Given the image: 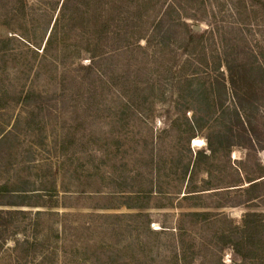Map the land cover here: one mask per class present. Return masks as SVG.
Masks as SVG:
<instances>
[{
    "label": "rangeland",
    "instance_id": "1",
    "mask_svg": "<svg viewBox=\"0 0 264 264\" xmlns=\"http://www.w3.org/2000/svg\"><path fill=\"white\" fill-rule=\"evenodd\" d=\"M86 1L0 0V133L16 136L1 147L0 183L19 172L43 177L45 187L53 182L57 192L47 201L52 212L40 217L37 229L21 228L16 236L41 243L13 250L7 237L0 264H37L44 248L55 264H178V227L184 229L186 259L181 264H230L227 242L217 234L239 225L248 211H264L260 200L255 207L245 202L246 177L264 168V147L232 148L229 159L220 156L213 162L211 190H203L202 168L190 189L183 167L205 146L207 130L189 142L185 117L175 106L185 59L182 41L161 56L155 40L139 46L122 30L111 38L108 54L97 65L100 72L81 83L84 72L78 64L89 63L88 29L83 15L67 18L76 8L84 11ZM104 1L119 8L125 30L138 1ZM168 3L150 1L142 19L144 33L150 34ZM181 16L205 33L208 51L214 47L212 29L218 52L248 50L263 79L264 0L189 1ZM56 17L61 18L54 25ZM172 51L177 53L175 67ZM26 93L31 97L24 103L19 98ZM257 122L264 139V104ZM232 184H242L241 189ZM147 191L144 210L124 205L141 203L133 198ZM190 191L198 195L182 197ZM23 209L30 211L27 223L37 220V209L48 208ZM141 211L151 215L149 228L147 217L136 214ZM189 211L210 215L181 217Z\"/></svg>",
    "mask_w": 264,
    "mask_h": 264
},
{
    "label": "trees",
    "instance_id": "2",
    "mask_svg": "<svg viewBox=\"0 0 264 264\" xmlns=\"http://www.w3.org/2000/svg\"><path fill=\"white\" fill-rule=\"evenodd\" d=\"M135 1H138L136 6L131 9L133 11L125 19V30L120 27L124 19L120 17L119 8L117 6L116 8L109 7L104 0H88L85 2L84 11H79L76 8L73 10L72 16L67 18L69 22L75 16L83 15L88 29L86 48L89 63L78 64L79 70L84 72L79 78V82L82 83L100 72L97 65L103 61L104 55L108 54L106 49L109 47L111 38L114 34L121 35L117 33H121L122 30L139 46L140 42L144 41V45L149 47L151 41L155 40L160 49L158 53L161 56L165 55L167 47L175 46L181 40V54H184L185 59L180 66L182 74L179 76L175 88V106L178 112H181L185 117V130L190 133L189 142L199 132L207 130L204 135L205 146L195 151L192 161L184 165L183 176L187 179V185L191 189L194 186L193 182L197 171L202 168L206 173V179L202 180L205 188L203 190H211L213 176L211 166L215 159L220 156L229 159L231 149L237 146L246 148L248 151L264 147L262 131L257 125L260 107L264 104V95H260L264 77L263 79L260 77L258 72L260 68L254 67L253 61L248 58V50L241 53L222 48L218 52L213 29L210 33L214 47L208 51L205 33H198L181 16L182 11L187 7V2L204 0H170V3L155 21L150 34L144 33L142 19L151 0ZM62 7H65L63 3ZM61 16L64 17L63 12ZM59 19L55 18L54 25L59 22ZM176 56L177 53L172 51L171 58L174 67ZM160 64L163 66L162 61ZM222 66L224 69H221ZM261 92L263 93V91ZM30 97L31 95L26 93L19 99L27 103ZM127 107L125 105V108ZM187 112H191L189 118L186 117ZM14 135L11 131L0 133V152L2 145L9 141V137L16 138ZM246 180L248 182L246 189L248 190V199L245 202L255 207V200L264 202V168L256 176L248 174ZM36 183L39 188L34 187ZM51 183L52 185L45 187L43 177L36 175L35 179H32L29 175H22L19 172L0 183V248L6 244L7 237L12 240L13 250L23 245H31L35 248L41 243H38L36 238L29 242V237L25 234L21 239L16 236L19 235V232H23L19 231L21 228L23 230H26L27 227L37 229L40 217L46 212H52L47 201H51L57 192L54 183ZM241 185L232 184L229 187L236 186L237 189H241ZM150 192L143 193V196L137 194V197L133 198L141 199V203L126 202L124 205L128 208L144 210L147 208ZM194 192H187L182 197L192 198V196L198 195ZM27 207L48 209L46 211L37 209L34 212L36 217L34 218L37 220L26 223L24 220L30 211L23 208ZM136 214L138 216L144 214L147 217L146 227L149 228L152 222L150 213L141 211ZM180 215L181 217L206 219L210 213L189 211L181 212ZM175 230L177 232L175 235L180 238L178 241L180 245L175 249L174 260L181 264L180 262L186 259L184 241L181 240V233L184 232V229L178 227ZM161 231H165V229L163 228ZM217 235L219 239L227 242L230 251V264H236V262L264 264V211L246 212L239 225L221 231ZM59 236L60 231H57L56 238ZM41 247L43 249V245ZM51 253L44 248L42 257L37 264H47V262L55 264L54 257L49 258Z\"/></svg>",
    "mask_w": 264,
    "mask_h": 264
}]
</instances>
